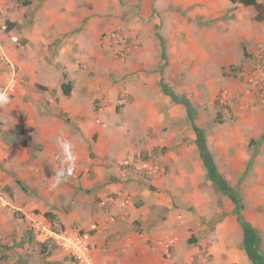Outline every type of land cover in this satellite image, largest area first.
<instances>
[{
  "label": "crops",
  "instance_id": "0c3cea01",
  "mask_svg": "<svg viewBox=\"0 0 264 264\" xmlns=\"http://www.w3.org/2000/svg\"><path fill=\"white\" fill-rule=\"evenodd\" d=\"M42 1L46 4L42 13L34 14L33 28L25 31L29 44L26 54L12 50L7 53L10 61L19 67L24 82L10 97V103L0 107V264H39L42 251L33 241L35 236L28 241L25 233L31 230L32 215L45 212H51L54 223L63 227L84 231L94 223L96 228L90 231L93 254L105 264H256L258 260L264 263V212H257L256 203L252 202L255 210L249 217L245 215L244 219L236 221L222 215L223 210L217 209L210 194L206 195L210 193L206 188L203 208L197 218L186 213L182 219L178 214L182 209L176 207L178 201L196 203L198 187L196 194L181 191L182 179L195 177V173L186 169L177 174L174 170L179 163L185 167V159L189 158L184 149L176 146L183 144L179 135L183 127L171 125L186 116L192 120L193 142L188 154L193 157V148L198 147L195 129L201 127L194 122L197 115L191 94H184V87L173 88L169 81L189 82L188 89L194 82L198 86L202 84V89L206 86L211 90V100L216 95L218 82L225 84L228 90L230 87L236 91L237 97L243 98L247 93V71L245 74L238 72L234 78H221L218 71L220 67L227 70L234 64L245 67L247 48L254 49L257 40L264 42V29H226L224 22H218L219 28L212 29L199 26L195 21L202 18L205 23L216 18L223 8L237 6V12L238 7L246 10L249 6L230 0H225L224 7L218 0H124L127 16L133 20L122 27L138 45L130 42L123 49L131 46L129 54H119L126 57L124 71L129 75L132 70L138 71L133 76L140 87L133 93L134 100L124 106L128 121L116 123L111 111H106L107 107L93 111V99L88 90L90 81L75 71L78 68L75 62L84 59L83 46L86 50L91 46L94 56H107L108 62H114L110 56L119 48L116 45H106L103 50L95 47L99 31L94 23H108L105 19L112 17L110 13L115 9V0ZM84 1L92 2L93 7H85ZM164 8H181L192 20L188 23L162 12L166 19L171 17L176 21L177 30H186L190 35L185 41L173 44L171 59L185 58L195 62V72L187 73V70L171 77L162 73L160 65L166 56L164 45L145 32L143 23L134 21L135 16L148 17L153 11L155 13L154 9ZM223 38L230 47H220ZM0 42L5 49L6 42L4 44L1 37ZM52 46L54 49L49 50ZM229 48L234 51L233 55L227 52ZM16 61L26 67L22 69ZM57 64L70 68L59 69ZM67 83L70 92L64 95L62 86L66 88ZM162 83L185 98L187 103L170 98L164 93ZM95 96L101 98L104 95L96 93ZM197 97L200 100L201 96ZM240 100L238 126L250 136L253 132L264 134V111ZM56 109L61 116L66 113L68 120H75L74 127L70 128L60 120ZM93 115L94 120L106 122L94 125L83 120L86 117L93 119ZM59 135L72 142L78 161L74 174L52 188L55 172L60 166L59 149L55 144V137ZM203 137L208 150L204 134ZM224 138L234 141L228 133L223 135ZM173 139L172 150L147 159L160 167L156 174H138L129 165L121 164L128 151L142 146L151 153ZM217 175L221 177L218 172ZM190 185L193 186V182ZM218 188L226 191L227 185L224 189ZM240 208L243 209L241 204ZM204 212L205 218H200ZM240 213L248 212L244 208ZM246 229L253 239L245 240ZM172 234L178 239L168 249L164 243ZM246 244L252 247L251 252L245 248ZM246 251H249V257ZM46 252L43 258L48 262L46 264H67L64 259L67 254L57 246L47 245Z\"/></svg>",
  "mask_w": 264,
  "mask_h": 264
},
{
  "label": "rangeland",
  "instance_id": "374dc122",
  "mask_svg": "<svg viewBox=\"0 0 264 264\" xmlns=\"http://www.w3.org/2000/svg\"><path fill=\"white\" fill-rule=\"evenodd\" d=\"M258 1L263 6L262 11L256 10L253 6H249L246 10H242L244 7H242V9L238 7L239 10L237 12V6L226 8L225 10L223 8L221 14L218 17L208 19L205 23V19L196 18L198 21L195 22H197L199 26H205L207 28L209 26L212 29L219 28L218 22H224L227 25L225 27L226 29L229 27L264 29V0ZM217 2L221 7H224L227 3L225 0H218ZM123 4L124 0H115V9L112 13H110L112 17L105 19L108 21L107 24H98L97 22L94 23V26H96L99 31L95 41V47L102 49L106 45L109 47H111V45H116L119 48L117 51L114 50L115 53L113 56H110L114 58V62H108L107 56H94L95 51L94 49L92 51L90 50L91 46H89L87 50L83 46L82 53L84 54V59L79 58V61L75 62V64L78 66L75 71L79 75L85 76L90 81V87L88 90L90 91L89 95L93 99V111H99L100 109L107 107L108 109H106V111H111V114L114 117L113 121L116 123H124V121H128L126 119L127 114L124 112V106L128 105L134 100L133 93L140 87L139 82L133 76L138 73V71L132 70V75H129L127 71H124L126 69L124 65V59L126 57L123 58L120 56V54L125 56L129 54L123 51V49L124 46L126 47L130 42H132L133 45H138L137 42L132 41L125 29L122 27L124 23L128 26L130 20H133V17L127 16L128 12ZM44 5L46 4L42 0H0V37L2 38V42L4 44L6 42V46L4 45L6 54L11 50L14 53L18 52V54H26L29 44L25 36V31L33 28L34 20H36L34 18V14L42 13V8ZM135 5L137 6L138 4ZM84 6L91 9L93 4L92 2L84 1ZM154 10L155 13L153 11V13L148 17L135 16L136 19L134 21L143 23L144 30L147 29L145 32H149L150 36L154 35L153 37L158 39L160 44L164 45L166 56L165 62H161L160 65L162 73H168L169 76H178L180 74L182 75L187 70V73L195 72L196 69L193 65L195 62H189L185 58H178L175 61L171 59L170 49L172 48L173 44H177L180 41H185L190 35H188L186 30H177L175 26L176 21L171 17L166 19L164 17V13L162 12H168L169 16H178L184 19V21H188V23H191L192 20L188 17L185 10H182L181 8H164L160 9L159 11L156 9ZM99 14L100 13L93 15ZM258 15H261V18H259ZM86 20L87 19L84 20L83 24H85ZM152 21H154V23H152ZM8 23L12 24V28L8 29ZM79 28L80 26L73 28L72 32L78 30ZM220 28H222V26H220ZM225 40L226 39L223 38L220 47L226 49L229 45L226 44L227 42L225 43ZM257 41L256 47L254 49L247 48V51L245 50L246 56L244 57L247 58V64L245 67L239 64H234L227 70L224 67H220L218 71L220 77L222 78L223 76H228L229 78H234L237 77L238 72L245 74L251 63H253V61L256 59L257 55L259 53L264 55V42H261V40ZM54 45L57 44L54 43ZM53 46L49 47V50L50 48L54 49L55 46ZM229 50L230 48L227 49V52L233 55L234 51L231 52ZM87 57L92 59L86 60ZM66 60L68 61V59ZM18 61H16L17 64L20 63ZM89 61L91 64H88ZM23 66V64L20 65L22 69L26 67ZM57 68L61 69L70 67L57 64ZM84 72L85 74H83ZM209 72H211L213 76V71L210 70ZM241 77L239 78L242 79ZM188 83L189 82H185L180 79L178 81H169V85L171 84L173 88L184 87L183 93L191 94V102L194 105L193 110L197 115L194 118V122L197 126L201 127L203 131L205 140L207 141L206 143L208 150L210 151L216 165V170L224 179L227 189L226 191L220 190L215 180L208 176L199 156V148L197 146H194L193 148V157L188 154L191 153L189 146L190 143L193 142V130L191 128L192 120L186 116L184 120L171 124L174 125L173 127H183L179 132L180 142L183 144L176 146L184 149L189 158L185 159L187 161L185 167L181 166V163H179V165L176 166L174 170L177 174H182V172L186 169H190L193 171V173H195V177H184L182 179V182L184 183L183 186H185V188H183V186L181 187V191H183V193H188L190 191L195 192L197 187L198 190L196 191L197 194L195 192L196 203L192 202L188 204L186 201H178L179 203L176 204V207L182 208L178 211V214L181 215L182 219H185L184 214L186 213H192V216L197 218L199 210L203 208V203L205 201V199H203L205 196L203 191H205L206 188L208 189L207 192L210 191V193L206 195L209 196L210 194L218 206V208H216L223 210V216L231 217L236 221H241L244 219L245 215L249 217L250 212L255 210V208L252 206V202L257 204V208H259L257 209V212H264L261 210L264 209V134H261L260 132H253L250 136L246 130H242L241 127L238 126L240 115H238L235 120H230L227 119L225 116L226 114H223V112H225L223 108H226L228 111H236L241 105L240 99H242L244 103L247 104V102H249L250 105L254 107L257 106L264 111V97L261 96V91H259L257 88L255 89L250 85H247V93L243 95V98H241L240 96H236V91L234 92L232 89H230V87H228L230 91V99L228 104L223 107L219 103L218 99L220 91L223 89V87H225V84L218 82L217 89L215 91L216 95L214 99L211 100L209 96L211 90L208 87L205 86L202 89V84L198 86L196 82H194L193 87L188 89ZM96 93L98 96H104L97 98L95 96ZM197 96H201L200 100ZM246 97H248V99H244ZM104 98H106V100ZM57 112L58 109H56V115L60 118V120L67 123L70 128L74 127L76 124L75 120H68V118H66V113H63L61 116ZM60 113L62 112L60 111ZM83 120L91 121L94 125L104 124L103 122L105 121H98L96 118L94 120V115L93 119L86 117V119ZM225 133H228L230 138H234V141H227L226 138L223 140L222 137ZM34 146L35 148H38L36 145ZM174 146V139L168 140L166 145L162 146L163 148L161 146L158 147L157 151H152L150 153L145 147L140 146L141 148H138L137 150L128 151L125 156L128 157L131 154H138V157L142 161H146L147 159L156 158L158 153L163 154L164 152H167V150H172ZM201 181L203 182L200 185L199 182ZM191 182H193V186L190 185ZM227 203L228 205H226ZM240 204L243 209H247L248 213H240L243 210L240 208ZM205 216V212L200 214V218H205ZM25 235L28 241L32 240V236H35L30 230H27ZM33 241H35L37 249L42 251V259L39 260V264L48 263L43 259L47 255V245L48 247L53 246L55 248L56 245L52 244L51 242L41 243L36 239V237L33 239ZM250 248L252 249L251 246ZM248 252L249 251L245 252L247 257H249ZM64 257L65 261H67V264H73L72 259L69 256L64 255Z\"/></svg>",
  "mask_w": 264,
  "mask_h": 264
},
{
  "label": "built area",
  "instance_id": "2783aa9c",
  "mask_svg": "<svg viewBox=\"0 0 264 264\" xmlns=\"http://www.w3.org/2000/svg\"><path fill=\"white\" fill-rule=\"evenodd\" d=\"M1 10V9H0ZM132 50L128 46L125 52ZM24 82L20 69L15 66L8 58L1 42H0V92L6 93L10 97L15 93L17 87ZM245 82L252 88H257L261 91V96L264 97V55L259 53L256 59L247 69ZM230 99L229 90L224 87L219 94V103L225 107ZM264 102V101H263ZM240 105L236 111H228L223 108L227 119L235 120L238 117V112L241 110ZM123 165H129L138 173L156 174L160 170L157 163L150 161H142L137 155H129L121 161ZM96 225L90 224L88 230H80L76 227H63L57 223L46 220L42 215L34 214L31 218V230L36 239L41 243L51 242L59 249L64 251L71 259L73 264H105L97 260L93 254L91 243V230H94ZM178 239L177 235L170 236L165 241V247H169ZM160 243V242H158Z\"/></svg>",
  "mask_w": 264,
  "mask_h": 264
},
{
  "label": "trees",
  "instance_id": "16d2710c",
  "mask_svg": "<svg viewBox=\"0 0 264 264\" xmlns=\"http://www.w3.org/2000/svg\"><path fill=\"white\" fill-rule=\"evenodd\" d=\"M230 2L239 3V4H242L244 6H253L258 11H262V8H263L262 4L258 0H230ZM258 17L261 18V15H258ZM7 27H8V29L12 28V24L8 23ZM162 89H163L164 93L169 95L170 98H172L173 100L181 101L183 103H187L185 98L179 96L165 83H162ZM62 92L64 95L69 94V92H70V84L69 83L66 84V88L62 86ZM188 111H190L189 106H188ZM190 116H191V114H190ZM195 131L197 134V138H196L197 141L196 142H197L198 147L200 149V156H201L203 165L207 171V174L210 178L215 180V182L217 183V185L221 189H224L226 187V183H225L223 178H221L217 175L215 164H214V161L212 159V156L205 146L203 133H202L201 129H199V128H196ZM42 216L48 221L55 222L53 220V214L51 212H45L42 214ZM244 237H245V240L253 239V237L250 234V231H248V229L245 230V236ZM245 248L250 251L249 245L246 244ZM255 259H256V257H255ZM256 260H258V259H256ZM256 264H264V263L262 261L258 260V261H256Z\"/></svg>",
  "mask_w": 264,
  "mask_h": 264
},
{
  "label": "clouds",
  "instance_id": "9594fccd",
  "mask_svg": "<svg viewBox=\"0 0 264 264\" xmlns=\"http://www.w3.org/2000/svg\"><path fill=\"white\" fill-rule=\"evenodd\" d=\"M8 103H10V100L7 94L0 92V107ZM55 144L59 149L60 166L55 172L52 188L66 182L74 174L78 161V156L73 150L74 145L71 141L65 139L63 135L55 137Z\"/></svg>",
  "mask_w": 264,
  "mask_h": 264
},
{
  "label": "water",
  "instance_id": "95a60500",
  "mask_svg": "<svg viewBox=\"0 0 264 264\" xmlns=\"http://www.w3.org/2000/svg\"><path fill=\"white\" fill-rule=\"evenodd\" d=\"M250 256L253 257V254L251 253Z\"/></svg>",
  "mask_w": 264,
  "mask_h": 264
}]
</instances>
